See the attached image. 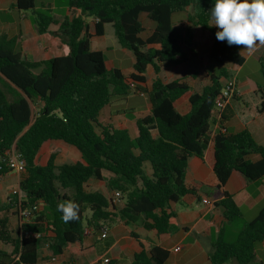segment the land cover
Masks as SVG:
<instances>
[{"label":"trees","instance_id":"16d2710c","mask_svg":"<svg viewBox=\"0 0 264 264\" xmlns=\"http://www.w3.org/2000/svg\"><path fill=\"white\" fill-rule=\"evenodd\" d=\"M68 6L81 10L83 16L58 22L45 9L35 18L40 33L59 25L52 34L69 47L64 56L32 62L23 53L21 36L0 34V177L12 173L6 159L15 146L26 161L20 181L26 198L21 208L42 204L32 222L17 232L8 216L11 210L19 215L17 197L6 203L0 200V264H57L52 258L65 255L76 264L83 257L86 231L102 239V226L118 216L126 225L144 218L145 228L159 236L172 234L176 226L175 215L167 212L170 205L197 195V188L186 185L188 163L193 157L202 159L210 144L215 100L231 77L225 65L242 67L246 62L239 56L240 47L218 41V29L208 26L214 0H68ZM18 8L34 11L35 0H19ZM143 13L156 23L147 40L141 38ZM86 18L98 21L94 35L85 33ZM185 21L212 32L210 59L220 70L201 93L191 95L190 112L182 115L175 102L192 88L185 81L166 84L160 74L163 67L177 66L194 53L181 44L174 29ZM106 25H112L121 47L135 57V72L128 77L107 67V52L91 49V40L103 36ZM259 67L262 80L252 83L261 97L258 111L263 114L264 55ZM148 68L155 74L150 88ZM129 91L147 96L152 104L151 115L134 123L133 138L125 127L99 122L114 96L126 97ZM49 141L74 147L82 157L73 164L57 165V154H52L41 166L37 158ZM213 142L216 189L222 190L233 172L249 183L264 178V146L250 131L229 135L222 129ZM255 155L261 159L253 161ZM146 164L151 166V174ZM105 173L110 177L105 178ZM91 179L105 181L110 193L119 192L122 207L101 192L89 191ZM65 200L79 205L78 220L63 222L57 205ZM218 206L224 220L209 254L210 263L263 264L255 261L257 246L264 242V208L247 221L228 192H223ZM27 233L41 237L24 238ZM46 243L50 257L41 254ZM169 256L167 250L154 246L136 255L135 264H164Z\"/></svg>","mask_w":264,"mask_h":264},{"label":"crops","instance_id":"0c3cea01","mask_svg":"<svg viewBox=\"0 0 264 264\" xmlns=\"http://www.w3.org/2000/svg\"><path fill=\"white\" fill-rule=\"evenodd\" d=\"M19 0H0V34L9 37L21 36V46L25 57L32 62H40L55 57H61L69 52V47L61 38L55 37L52 32L59 30V25H52L47 33H40L35 24L36 14L45 9L51 10L56 21L62 22L66 18L82 17L81 10H73L68 6V0H35L34 11H22L18 8ZM140 21L143 24L144 32L141 35L143 40H147L155 31L156 23L148 18L146 13L141 14ZM87 29L85 33L94 35L96 20L86 18ZM216 28L215 26H212ZM174 29L181 41V44L191 50L189 55L181 64L173 67H163L160 78L168 84L174 81H185L192 88V91L181 97L175 102L176 110L182 114L190 112L189 99L193 93H201L205 86L210 84V77L216 75L214 72L207 71L211 63L210 50L213 45L214 36L209 30H205L193 23L183 22L174 25ZM113 36L115 30L112 25L105 26L104 35L94 37L91 40L93 51L113 52L117 58H125L128 67H118L115 61L111 68L119 69L128 77L132 75L135 64V57L132 52L121 47L116 37V45H108L106 37ZM95 41L97 49H93ZM264 55V47L259 48L252 56H244L246 62L239 67L227 64L225 67L230 72V79L225 80L236 86L238 95L235 96L229 105L220 113V117H214V126L210 132V144L205 151L204 157H193L189 160L186 174V185L189 188H197V195H187L178 203H172L167 212L175 215L174 225L176 230L172 234L159 236L157 231L145 228L146 220L141 218L137 224L126 225L118 216L109 223V234L106 239H101L99 235H93L90 230L85 237L83 246V257L76 264H100L104 259L110 260L109 264H135V256L144 249L148 250L154 246L161 247L170 253L169 259L164 264H211L209 254L213 249V242L216 239L222 222L223 209L218 203L223 198V192H228L242 211L247 221L256 218L261 209L264 208V178L257 182H247L238 172H233L228 182L222 190L216 189L219 182L214 173V138L222 129L229 135L248 130L253 135L256 142L264 146V113H259L258 108L261 104V97L253 85V80H257L254 73H247L244 77L240 74L247 68L250 62L259 66V58ZM108 63V57L106 65ZM220 70V66L218 67ZM260 72V67H259ZM147 85L150 88L155 74L152 68H148L146 73ZM152 104L147 96L133 91H129L126 97L114 96L111 104L100 114L99 122L103 126L114 128L125 127L131 137L135 136L134 123L150 116ZM61 141H49L46 148L41 150L37 158V163L45 166L52 154H57V160L65 161L66 158L73 156V163L79 160L82 155L77 154L67 144ZM67 145V146H66ZM76 149V148H75ZM253 161H259L260 156H252ZM71 163V164H73ZM151 174V171H148ZM18 175V174H17ZM7 176V175H6ZM0 177V200L6 203L10 198L3 196V181L6 178ZM21 176V175H19ZM109 178L108 173L104 174ZM23 178H19V182ZM95 185L97 187H95ZM99 188H105L99 190ZM89 191H98L108 196L110 193L105 181L91 179L87 184ZM210 200L211 205L204 204V200ZM122 203L117 204L121 208ZM117 213V212H116ZM12 227L19 232L22 228L20 216L11 210L8 213ZM41 248L43 257H50L48 249ZM46 248V247H45ZM180 248V250H178ZM256 263L264 264V242L259 244L256 249ZM57 264H71L69 257L57 258ZM227 264H237L229 262Z\"/></svg>","mask_w":264,"mask_h":264},{"label":"clouds","instance_id":"9594fccd","mask_svg":"<svg viewBox=\"0 0 264 264\" xmlns=\"http://www.w3.org/2000/svg\"><path fill=\"white\" fill-rule=\"evenodd\" d=\"M209 13L208 26L218 29L217 40L240 47V57H250L264 47V0H214ZM57 209L65 223L79 219V205L74 201H62Z\"/></svg>","mask_w":264,"mask_h":264},{"label":"built area","instance_id":"2783aa9c","mask_svg":"<svg viewBox=\"0 0 264 264\" xmlns=\"http://www.w3.org/2000/svg\"><path fill=\"white\" fill-rule=\"evenodd\" d=\"M96 22H98V21L96 20ZM131 87H134V84L131 83ZM237 95H238V91L236 89V86H234L231 83H228L226 85V87L222 90L221 94L215 100V106H214V110H213V118L216 115H218V117H220V113L226 109V107L229 105L231 100ZM6 164L12 173H15L18 175H23L26 173V161L24 160L22 154L15 148V146L12 147V149L7 152ZM12 197H17L18 204L20 207L19 216H20V220L22 222V226L24 224L31 223L35 217V213L40 212L42 209L41 203L35 204L34 206L29 207V208H21L22 202L25 200L26 196L22 192V190L20 189V182H19V188L13 190V192L11 194V198ZM110 198L113 200V202L115 204L122 203V196L119 192H114ZM203 202L206 205L212 204V202L208 199L204 200ZM89 233H90V230H87L85 233L86 236L89 235ZM108 234H109V227L107 225H103L101 228L102 239L107 238ZM23 236H24V238H27L30 236L40 238L41 234H34L33 235V234L27 233V234H23ZM44 246L47 249L49 247L48 243H46ZM178 250H180V248H178ZM52 262L56 263L57 257H53ZM109 262H110V260L104 259V261L101 262L100 264H109Z\"/></svg>","mask_w":264,"mask_h":264},{"label":"rangeland","instance_id":"374dc122","mask_svg":"<svg viewBox=\"0 0 264 264\" xmlns=\"http://www.w3.org/2000/svg\"><path fill=\"white\" fill-rule=\"evenodd\" d=\"M106 43L108 45H116L117 41H116V37H115V34H113V36H111L110 34L108 35V37H106ZM98 41H95L94 44H93V49H97L98 46H96V43ZM108 56V63H107V66L109 68H111V65H112V62L115 61V65L118 66V67H128V63H127V60L125 58H117L113 52H109L107 54ZM219 65L217 63H215L214 61H211L210 65L207 67V71L209 72H214L215 74H218L219 73V69H218ZM256 66L253 64V62H250L247 66V68L240 74V77H244L245 74L247 73H254V77L257 79V80H262V77H261V74L259 72V66L257 64V72H256ZM224 84H226L224 82ZM33 110L34 112L36 111L35 108L33 107ZM61 144H65V143H61ZM67 146V145H66ZM69 146V145H68ZM46 148V145L43 149V151L45 150ZM70 148L72 150H74V152H76L77 154H79V151L77 149H75L74 147H71ZM73 156L69 157V158H66V160L63 162L61 160H57L56 164L57 165H64V164H71L73 163ZM146 170L147 171H151V166L149 164H146ZM25 174L19 176L15 173H9L6 178L4 179L3 181V191H2V195L3 196H9L12 194L13 190L15 189H18L19 188V178H24ZM95 187H97L95 185ZM99 190H104L105 191V188H99ZM15 229V227H13ZM44 250L46 251L47 248L44 247Z\"/></svg>","mask_w":264,"mask_h":264}]
</instances>
